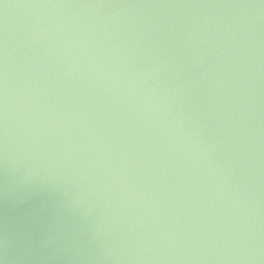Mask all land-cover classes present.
<instances>
[{
  "label": "water",
  "instance_id": "1",
  "mask_svg": "<svg viewBox=\"0 0 264 264\" xmlns=\"http://www.w3.org/2000/svg\"><path fill=\"white\" fill-rule=\"evenodd\" d=\"M0 264H264V0H0Z\"/></svg>",
  "mask_w": 264,
  "mask_h": 264
}]
</instances>
